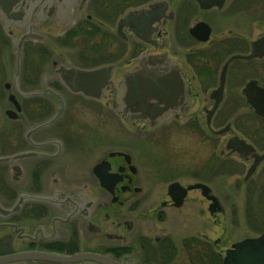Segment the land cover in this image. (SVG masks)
Returning <instances> with one entry per match:
<instances>
[{"label": "flooded vegetation", "instance_id": "af4514ba", "mask_svg": "<svg viewBox=\"0 0 264 264\" xmlns=\"http://www.w3.org/2000/svg\"><path fill=\"white\" fill-rule=\"evenodd\" d=\"M44 1L32 4L39 7L28 9L19 24L0 15V257L24 256L0 264H103L59 259L76 254L117 264H223L234 242L221 250L219 238L199 234L187 217H176L185 232L179 243L169 231L152 235L145 224L172 225L168 211L181 210L192 192L207 201L212 222L222 206L202 180L170 181L155 207L137 198L143 186L131 140L173 125L180 136L213 150L197 174L214 178L243 167V182L258 172L264 178L262 159L245 179L254 157L264 154V0H164L165 15L148 27L151 42L135 34L133 19L122 24L121 35L117 27L128 11L155 0ZM76 43L87 51L80 54L84 61L103 60L68 63L60 52ZM147 55L176 65L183 86L176 107L153 126L123 112L124 74L137 73ZM104 65L112 66L110 83L99 98L62 81L61 67ZM90 112L94 123L86 118ZM173 182L186 189L180 205L168 192ZM197 183L217 206L211 208L200 188L188 189ZM259 189L264 192V181ZM259 220L261 234L263 212Z\"/></svg>", "mask_w": 264, "mask_h": 264}, {"label": "rangeland", "instance_id": "374dc122", "mask_svg": "<svg viewBox=\"0 0 264 264\" xmlns=\"http://www.w3.org/2000/svg\"><path fill=\"white\" fill-rule=\"evenodd\" d=\"M248 12L250 13L251 11ZM249 13L248 17L250 16ZM105 28L108 29L107 33L111 34V31H109L111 26L109 27L108 25ZM0 39L1 42L4 39L1 34ZM91 42L93 41H89L90 44L87 43V46L94 45ZM112 43L115 44L116 42ZM110 46L109 49H112L113 45ZM83 52L85 56L87 51L85 49L83 51L82 44L76 43L71 46L70 52H62L61 50L60 55L68 63L80 66L103 60L96 58L92 61H84L80 57ZM6 53L8 54L7 60L11 66L13 50L8 48ZM86 118L91 120L92 123L97 119L94 112L87 114ZM131 142L132 153L136 157V162L140 165L139 174L141 186H143V191L136 196L137 198L140 197L139 199H144L147 205L155 207L161 199L166 197V186L170 181L179 180L183 183H189L202 180L213 188V193L219 198L222 206V212L217 213L215 222H212L210 215L206 211L207 201L200 194L197 195L192 192L188 203L181 210H176L178 213L168 211V215L171 216L170 218L173 222L172 225L153 221L145 224L151 225L154 229L151 231L152 235L169 231L172 238L179 243L183 235H185L179 223L180 221H177L179 217H187L188 221L191 220V227L198 223L197 231H199V234L208 233L209 240L219 238L218 246L221 250L228 248L231 243L244 237L259 234L261 230L258 228V222H260L259 219L262 216V212L264 215V207H262L264 205L261 204V201L263 203L264 201L261 199V191L259 189L264 178L260 176L259 172L244 182L242 181V172L243 169L245 170L243 167L237 168L234 173L228 170L224 175L216 174L214 178L197 174V170L207 163L208 155L205 153H212L213 150L201 144L197 138L180 136L173 125L163 131L155 129L148 135H136ZM148 156L149 161L146 160ZM156 170L159 172L162 170L163 175L170 174L166 177L157 176L154 173H158ZM261 194L264 195V192ZM150 217L153 218V215L150 214Z\"/></svg>", "mask_w": 264, "mask_h": 264}, {"label": "water", "instance_id": "95a60500", "mask_svg": "<svg viewBox=\"0 0 264 264\" xmlns=\"http://www.w3.org/2000/svg\"><path fill=\"white\" fill-rule=\"evenodd\" d=\"M37 0H0V15L11 23L19 24L26 14L30 12L32 6L39 7V3H46L44 0H38L37 4L32 5ZM55 4L61 0H53ZM51 2V3H52ZM73 0H70V4ZM69 4V5H70ZM167 3L164 0H155L148 3L145 7L133 9L119 21L117 32L121 35V26L133 19L136 26L133 29L135 34L146 42H151L148 27L158 21L165 15ZM169 19L172 18V12L168 13ZM206 38L207 29H204ZM235 57V56H232ZM231 57V58H232ZM230 58V59H231ZM140 69L137 73L124 74L123 93L124 108L123 112H131L132 118L147 119L153 126L162 117L171 112L176 107V100L181 95L182 80L176 65L165 66L164 55H147L139 60ZM112 66L104 65L95 68H78L70 66L61 67L62 81L66 86L75 92H81L91 98H99L101 91L110 81V70ZM219 99V96L217 97ZM248 102L255 108L258 106L256 99L248 96ZM264 159V154L254 157L245 179L253 172L257 164ZM198 187L202 194L212 201L211 208L217 206V198L209 194V189L200 183L189 185L188 189ZM186 189L180 187L176 182L168 186V192L175 205H180ZM32 254H29L31 256ZM20 254H12L0 257V261H13L23 258ZM89 257L103 264H117L116 262L98 255L76 254L59 258L65 261H77ZM50 258V257H49ZM223 264H264V232L254 237H246L234 242L226 250Z\"/></svg>", "mask_w": 264, "mask_h": 264}]
</instances>
